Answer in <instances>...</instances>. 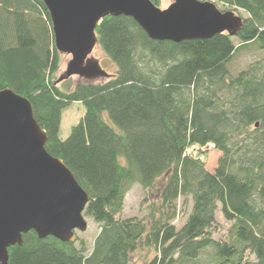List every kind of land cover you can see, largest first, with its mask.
Instances as JSON below:
<instances>
[{"label": "trees", "instance_id": "obj_1", "mask_svg": "<svg viewBox=\"0 0 264 264\" xmlns=\"http://www.w3.org/2000/svg\"><path fill=\"white\" fill-rule=\"evenodd\" d=\"M214 3L239 13L238 34L177 43L151 39L132 17L102 19L98 44L115 73L64 87L44 1L0 0V90L30 100L46 150L89 195L84 216L98 226L91 246L31 230L9 264H133L138 253L144 264H264V0ZM247 52L260 56L232 72ZM74 103L83 116L62 138ZM209 145L220 152L213 170ZM161 179L147 214L124 216L132 186Z\"/></svg>", "mask_w": 264, "mask_h": 264}, {"label": "water", "instance_id": "obj_2", "mask_svg": "<svg viewBox=\"0 0 264 264\" xmlns=\"http://www.w3.org/2000/svg\"><path fill=\"white\" fill-rule=\"evenodd\" d=\"M51 17L57 50L71 55L56 84L77 75L109 78L89 56L98 44L96 28L108 16L132 17L153 40H206L236 35L243 19L213 1L174 0L166 9L152 0H43ZM48 135L30 100L10 88L0 90V264H9V247L23 234L54 236L64 242L85 231L90 200L73 172L46 150Z\"/></svg>", "mask_w": 264, "mask_h": 264}, {"label": "rangeland", "instance_id": "obj_3", "mask_svg": "<svg viewBox=\"0 0 264 264\" xmlns=\"http://www.w3.org/2000/svg\"><path fill=\"white\" fill-rule=\"evenodd\" d=\"M206 1V0H202ZM213 1L214 0H209ZM174 0H158V7L161 9L168 8ZM218 6V5H217ZM219 9H223L221 5L218 6ZM237 15H239L238 12H236ZM260 56L259 52H247L237 55L231 62V70L232 72H237L243 68H245L251 61L255 60ZM94 61H97L101 68L106 71L109 75H113L115 73L116 67L113 64V62L108 58L106 53L103 51L101 46L97 44L89 56ZM71 55L69 54H60V64H59V70L57 72V78L59 79L60 76L65 74L67 70V65L69 61L71 60ZM107 78L106 77H99L92 80H88L85 78H81L77 75H74L67 79V83L65 85L61 83L62 86H74L77 83L80 82H87V81H93V82H104ZM84 113V107L82 104L74 103L68 106L64 113L61 123V130L60 135L62 138H66L73 125L78 123V121L81 119ZM206 150L207 155L205 156L206 160V167L209 170H213L217 165V160L220 155V152H218L212 145H209L204 148ZM163 183V180L161 179L158 183H156V187L154 190H145L143 189L139 184H135L132 186V188L129 190V192L126 195L125 203H124V216H138V217H144L145 214H147V206L153 202H155L157 199L156 197V191L159 189L160 184ZM145 198H147L145 201H143ZM218 221L222 225L224 229H226L230 223L227 222L220 213H218ZM87 221V229L85 231H76L77 238H83L89 246H91L94 236L98 232V226L95 223V221L88 217L86 218ZM153 257V254L150 255V259ZM144 254L138 253L134 255V263L133 264H144L143 263Z\"/></svg>", "mask_w": 264, "mask_h": 264}]
</instances>
